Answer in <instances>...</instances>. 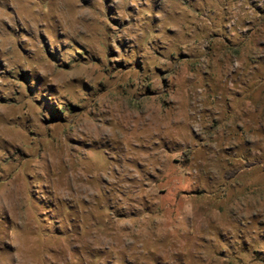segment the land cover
<instances>
[{"label": "rangeland", "instance_id": "1", "mask_svg": "<svg viewBox=\"0 0 264 264\" xmlns=\"http://www.w3.org/2000/svg\"><path fill=\"white\" fill-rule=\"evenodd\" d=\"M0 264H264V0H0Z\"/></svg>", "mask_w": 264, "mask_h": 264}]
</instances>
